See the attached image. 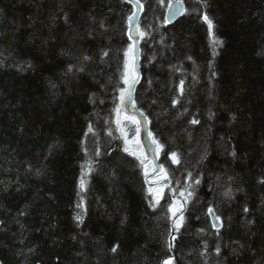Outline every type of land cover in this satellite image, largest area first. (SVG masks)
I'll use <instances>...</instances> for the list:
<instances>
[{"label":"trees","instance_id":"16d2710c","mask_svg":"<svg viewBox=\"0 0 264 264\" xmlns=\"http://www.w3.org/2000/svg\"><path fill=\"white\" fill-rule=\"evenodd\" d=\"M140 1L136 105L169 177L155 209L116 124L133 4L0 0L4 264H264V0H182L172 24L173 0ZM204 14L223 41L215 55ZM181 191L193 193L186 203ZM175 198L179 232L167 212Z\"/></svg>","mask_w":264,"mask_h":264},{"label":"snow or ice","instance_id":"6c2138e0","mask_svg":"<svg viewBox=\"0 0 264 264\" xmlns=\"http://www.w3.org/2000/svg\"><path fill=\"white\" fill-rule=\"evenodd\" d=\"M125 2H129L132 3L134 7H138L141 8L143 7V5L140 3V0H125ZM169 7H175L174 4H170ZM177 11H179V9H177ZM138 15V13L133 12L132 15H130L128 17V22L129 25L132 24V22L135 20L136 16ZM173 15H175V13H173ZM203 20L207 23L208 25V32H209V36L211 38V42L213 45V55H215V47L217 46H221L223 44V41L219 40L218 38H216L214 36L213 33V21L207 16V14L203 15ZM166 20L170 19V17H166ZM103 26V25H101ZM136 32L140 37L145 36L147 33L144 31H141V29L139 28L138 22H137V26H136ZM129 40H133L134 42L132 44H129L127 46V49L124 51V63H123V73L121 76V80L122 83L125 85V87L120 88L119 89V101H120V105H118L115 108V112L117 115V119H116V124L119 126L121 124V121L119 119L120 117V113L122 110V106H126L125 102L126 100H130L132 97V92L133 89L136 85V83L138 82L139 79V74L137 71V65H136V41L135 38L131 35H129ZM103 56H107L108 52H103L102 53ZM85 60H88L89 57H84ZM74 66L70 65L69 66V71H72ZM79 70H83L82 68ZM179 91L180 94H183V81L180 82L179 85ZM179 101L178 100H173V105L175 106ZM134 106V105H133ZM186 111V110H185ZM142 115V114H141ZM133 119V123L136 124V134H139L140 131V122L136 121L134 118H130ZM209 119H211V114L209 116ZM189 123L196 125L199 124L200 121L196 118H193L192 120L189 121ZM89 132H92V127L91 125H89L88 128ZM120 131L123 133L124 129L120 128ZM111 134V133H109ZM149 135H151V133H149ZM125 139V143L127 145V135L125 134L124 136ZM138 143V141H137ZM153 143H155L157 145L158 149H163V145L159 144L158 141L153 140ZM124 152L129 153L130 155L136 156L139 160H140V165L144 168V178H145V182L149 184V188H148V194L149 196L152 198L149 202V206L152 208H156L160 205V200L163 198V187L158 186L159 181L163 180V181H167L169 179L167 172L165 171L163 165H158L157 168L152 169L153 171H156L158 169V171L162 174L161 176H159L156 180H149V167H148V163H146L147 158L146 157H142L139 156L135 151H132L128 146H125V148L123 149ZM96 155H99V152L97 151ZM233 155H235V153H233ZM170 159L172 161L173 164H179L180 160L178 157V154L176 152H171L170 153ZM83 167V166H82ZM91 171H93V169L89 166L87 171L85 172V175L89 174ZM189 178H191V173H188ZM199 180H195L194 183L195 184H199ZM80 190L81 192L86 190V181L84 180L83 177H81L80 180V184H79ZM164 187H167V184L164 185ZM189 187H191V185H189ZM192 192L191 191H181L179 193V195L181 197H185V203L187 202V199L190 198L192 196ZM82 199L81 198V203L77 204L78 208H83V203H82ZM185 211V204L183 203H179L178 201H173L172 203H170L168 205L167 208V212L171 214L172 220H173V229L172 231L174 232H179L180 228L183 226L184 224V213ZM245 211H247V209H245ZM209 213H213V209L209 208L208 209ZM217 220H219V217H215ZM75 220H77L79 223H83V219L82 216L80 214H77L74 217ZM203 231V230H201ZM172 233L170 232V235ZM173 239H175V236L172 237ZM168 250L171 251V244H167ZM112 251L115 252L116 251V247L112 248ZM217 254H219V247H217L216 249ZM162 264H171V257L165 259Z\"/></svg>","mask_w":264,"mask_h":264},{"label":"water","instance_id":"95a60500","mask_svg":"<svg viewBox=\"0 0 264 264\" xmlns=\"http://www.w3.org/2000/svg\"><path fill=\"white\" fill-rule=\"evenodd\" d=\"M140 3L143 5V7H142V9L135 7L134 12L138 13V15L136 16V18L132 22V24L129 25V29H128V34L133 36L135 38V41H136V44H135V47L137 50L136 51V65H137V71L139 74V79H138V82L136 83V85L133 89L131 99L126 100V102H125L126 106H122V110H121L119 119L121 120V118L125 115V116L132 117V118H134L140 122L139 138H140V142L144 148V151L146 153V158H147L146 163L150 161L153 163L154 168H157L158 165H163V167H164V164L161 161V154H162L161 149H158L157 145L155 143H153V140H155V139L152 135V129H151L149 117L145 114V112L141 108H139L136 105V94H137L138 88H139V86L143 80L142 37H140L136 32L137 22H138L139 28L141 29V18H142L143 13H144V4L141 1H140ZM170 4H174L175 7H168L166 17H170V19H168L167 21H168V23L172 24V23H175L177 20H179L184 15L185 10H186V4L182 0H173ZM177 9H179V11H177ZM173 13H175V15H173ZM131 41H132V43L134 42L133 40H131ZM149 133H151V135H149ZM164 169H165V167H164ZM157 175H162L158 171V169L156 171H153L151 174H149V180H151V178H153ZM214 221H215L217 227L221 226V223L217 222L216 218H214ZM0 264H4L1 259H0Z\"/></svg>","mask_w":264,"mask_h":264},{"label":"rangeland","instance_id":"374dc122","mask_svg":"<svg viewBox=\"0 0 264 264\" xmlns=\"http://www.w3.org/2000/svg\"><path fill=\"white\" fill-rule=\"evenodd\" d=\"M130 118H132V117L124 115L120 120L121 121L120 127L124 129L123 136H125V134L127 135V141L128 142H127L126 146H128L132 151H135L139 156L146 157V153H145L144 148L140 142L139 134L138 135L136 134V124L133 123V119H130ZM137 141H138V143H137ZM147 163H148V167H149V174H151L153 172L152 169H154V165L150 161ZM159 176H161V175H157V176L151 178V180H156ZM159 182H166V181L160 180ZM164 185H165V183L164 184L163 183L158 184V186L163 187V196L166 192V187H164ZM174 201H178L179 203H183L181 201V199H179V198H175Z\"/></svg>","mask_w":264,"mask_h":264},{"label":"flooded vegetation","instance_id":"af4514ba","mask_svg":"<svg viewBox=\"0 0 264 264\" xmlns=\"http://www.w3.org/2000/svg\"><path fill=\"white\" fill-rule=\"evenodd\" d=\"M161 183H163V184H164V183H166V182H159V184H161Z\"/></svg>","mask_w":264,"mask_h":264}]
</instances>
